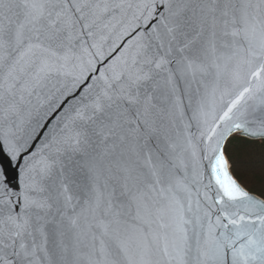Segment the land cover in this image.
<instances>
[{
    "label": "snow or ice",
    "instance_id": "snow-or-ice-1",
    "mask_svg": "<svg viewBox=\"0 0 264 264\" xmlns=\"http://www.w3.org/2000/svg\"><path fill=\"white\" fill-rule=\"evenodd\" d=\"M240 133L264 140V0H0V264H264Z\"/></svg>",
    "mask_w": 264,
    "mask_h": 264
},
{
    "label": "water",
    "instance_id": "water-1",
    "mask_svg": "<svg viewBox=\"0 0 264 264\" xmlns=\"http://www.w3.org/2000/svg\"><path fill=\"white\" fill-rule=\"evenodd\" d=\"M83 92L82 88H78L75 91H73L71 88L68 90V94L58 98L57 101L49 100L48 106L43 107L41 104H37L33 106L31 109L27 110L25 113V119L28 121L26 127H27V133L29 137L33 141H36V138L41 136L46 130L49 125H51V130L48 132V135L51 136L52 133L56 132L57 126L67 117L70 113H72L75 109V107L80 104L83 99L87 96V93H83V96L81 93ZM67 104V108L64 109L62 106ZM57 109H60V111H57ZM59 117V119H57ZM195 135V131L193 132ZM241 135L243 137L249 138L251 140L255 141H263V140H257L252 137L246 136L244 133L236 134L234 135L229 141L228 146L231 142V140L237 136ZM37 143H39L37 141ZM44 143H47V138L45 139ZM31 146V145H30ZM40 147L43 146V144L39 145ZM227 146V150H228ZM228 153V152H227ZM229 156V155H228ZM230 159V157H229ZM231 161V159H230ZM0 163H4L7 165L6 172L10 175L12 183L18 184L20 179V174L16 170V167L11 163L10 160H8L7 157H4L3 160H0ZM232 166V173L233 175L240 181V183L253 195L257 196L258 198H264L263 196L251 191L243 182L238 178L234 171V165L231 161ZM213 181L211 177V173H209L206 183L203 185L205 195H209L211 197H215L217 195L216 190L212 187Z\"/></svg>",
    "mask_w": 264,
    "mask_h": 264
},
{
    "label": "trees",
    "instance_id": "trees-1",
    "mask_svg": "<svg viewBox=\"0 0 264 264\" xmlns=\"http://www.w3.org/2000/svg\"><path fill=\"white\" fill-rule=\"evenodd\" d=\"M227 152L238 178L251 191L264 197V140L255 141L237 135L231 140Z\"/></svg>",
    "mask_w": 264,
    "mask_h": 264
}]
</instances>
